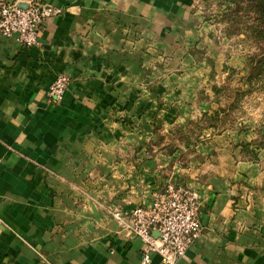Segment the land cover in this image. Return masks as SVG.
I'll list each match as a JSON object with an SVG mask.
<instances>
[{"label": "crops", "instance_id": "1", "mask_svg": "<svg viewBox=\"0 0 264 264\" xmlns=\"http://www.w3.org/2000/svg\"><path fill=\"white\" fill-rule=\"evenodd\" d=\"M22 4L25 0H4ZM38 44L0 38V264H139L112 208L166 183L195 191L200 231L177 264H264V103L197 141L146 143L211 112L210 85L243 53L196 0H44ZM59 73L62 98L47 100ZM212 73V74H210ZM146 264H165L156 253Z\"/></svg>", "mask_w": 264, "mask_h": 264}, {"label": "built area", "instance_id": "2", "mask_svg": "<svg viewBox=\"0 0 264 264\" xmlns=\"http://www.w3.org/2000/svg\"><path fill=\"white\" fill-rule=\"evenodd\" d=\"M57 12L44 0H25L22 4L0 0V38H12L23 46L38 44L45 19ZM67 81L64 73L52 79L46 90L49 102L61 100ZM110 215L124 239L136 237L142 242L139 264L148 263L153 253L165 264H177L200 231L196 193L179 183H166L147 205L112 208Z\"/></svg>", "mask_w": 264, "mask_h": 264}, {"label": "trees", "instance_id": "3", "mask_svg": "<svg viewBox=\"0 0 264 264\" xmlns=\"http://www.w3.org/2000/svg\"><path fill=\"white\" fill-rule=\"evenodd\" d=\"M219 20L222 22L221 33L226 37L239 36L238 40L252 47L244 54L243 74L226 63L223 64V79L210 85L211 97L205 90H199L203 96L215 102L211 112H203L187 120L183 129L171 128L170 139L166 142L164 134L158 127L153 128V137L146 143V152L153 154L156 150L166 148L173 150L172 138L179 141L195 140L201 127L212 126L221 130L229 126L230 113L238 107L241 99L264 85V0H226ZM212 74V73H210ZM243 82V86L241 85Z\"/></svg>", "mask_w": 264, "mask_h": 264}, {"label": "rangeland", "instance_id": "4", "mask_svg": "<svg viewBox=\"0 0 264 264\" xmlns=\"http://www.w3.org/2000/svg\"><path fill=\"white\" fill-rule=\"evenodd\" d=\"M195 4L197 5L196 7L200 10V15H202L203 19L209 20L212 25L216 28V30H219L220 34H222L220 30L222 22L219 20V16L223 11H225V6L228 4V2L226 0H196ZM228 38H230L229 44L233 48H237L242 51L243 59L245 52L252 50L251 46L246 43L244 44L243 42L238 40L239 36ZM238 74L242 73H240L238 70ZM241 85L243 86V82H241ZM253 94H259L258 96L261 97L264 103V85L261 86V89L253 91L252 93L247 94L241 99L240 103L238 104V107L233 110V112H231L229 115L230 125H232L236 119L238 120L241 117H244L245 115H250L254 112V110L251 109V103L249 101L250 96H252Z\"/></svg>", "mask_w": 264, "mask_h": 264}]
</instances>
